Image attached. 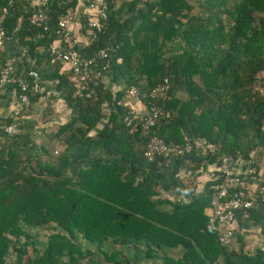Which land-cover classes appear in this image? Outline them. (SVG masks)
<instances>
[{"label":"trees","instance_id":"1","mask_svg":"<svg viewBox=\"0 0 264 264\" xmlns=\"http://www.w3.org/2000/svg\"><path fill=\"white\" fill-rule=\"evenodd\" d=\"M107 2L104 26L77 51L92 58L106 48L109 67L78 94L50 45L65 12L86 5L48 0L47 21L38 26L28 20V2L0 0V10L8 9L5 33L22 53L15 73L29 98L18 117L0 116V125L17 126L13 134L0 129V264H264V198L237 212L234 243L222 247L206 213L217 189L164 187L156 175L164 159L143 157L152 134L166 143L205 140L264 179V96L253 92L264 67V0ZM3 61L1 55L0 70ZM164 79L166 92L151 99L161 109L155 127L131 131L135 120L122 98L131 87L147 93ZM1 91L17 102L16 85ZM47 95L70 110L51 133L42 126L48 115L35 117ZM141 100L147 107L150 99ZM56 145L63 149L55 152ZM188 160L175 162L186 169ZM253 227L263 247L248 252L244 235Z\"/></svg>","mask_w":264,"mask_h":264},{"label":"built area","instance_id":"2","mask_svg":"<svg viewBox=\"0 0 264 264\" xmlns=\"http://www.w3.org/2000/svg\"><path fill=\"white\" fill-rule=\"evenodd\" d=\"M12 0H9L11 3ZM30 2L31 0H23ZM37 5L29 9L28 20L38 26L43 25L47 21V2L48 0H37ZM80 3L88 8L87 23L83 27V38L75 37L70 25L74 18L73 9H68L60 19L56 35L58 41L50 45V52L53 55L52 61H60L69 67L68 80L76 89L78 94L90 89L94 79L100 77L102 73L109 67V50L101 49L94 57L86 58L77 51L79 47L87 46L95 37V31L104 26V22L108 17L107 0H79ZM8 12L7 7H1L0 10V57L4 50V44L10 38L6 35L3 23ZM22 53L11 57L4 58L0 70V89H4L8 85H16L18 87V95L16 106L12 110L14 117H18L28 104L29 98L27 94L28 87L22 77L16 75V65L21 60ZM97 59L104 60L102 66L97 65ZM28 76L34 80L38 79L36 72H29ZM168 87V80L157 85L149 92L140 93V91L131 87L126 97L136 99L149 98L147 105V114L141 115L135 119L134 126L131 131L137 127L145 131H151L161 114V109L151 99H156L164 95ZM253 92L264 96V67L255 75L253 83ZM0 129L4 132L13 134L17 132L16 124L0 125ZM193 152L215 153L220 157L219 171L212 173L218 180L217 191L213 195L210 208L208 210V223L210 229L217 233V240L222 247H230L234 243V225L236 223V215L239 211H247L254 207L253 197L244 192V182L239 174L235 171L238 164L232 157L222 154L217 144L205 140L187 139L182 144L166 143L163 139L155 134L148 137L143 149V157L148 162H153L157 158L164 159V162L185 158ZM245 173L251 180L259 181L257 191L260 199L264 198V179L257 174L254 167L249 166ZM230 189L237 190L229 197Z\"/></svg>","mask_w":264,"mask_h":264},{"label":"crops","instance_id":"3","mask_svg":"<svg viewBox=\"0 0 264 264\" xmlns=\"http://www.w3.org/2000/svg\"><path fill=\"white\" fill-rule=\"evenodd\" d=\"M37 0H31L29 2V9L35 7L37 5ZM88 11V10H86ZM82 6H79L75 13L73 21L70 25V30L72 34L82 39L83 38V28L80 24V17L86 12ZM90 11H88L89 13ZM18 54V47L13 44L12 40L9 39L4 44V50L2 56L4 58L11 57ZM69 67L67 64L62 63L60 73H68ZM107 84L109 80L105 77L103 79ZM111 88L114 91L120 90V86L115 84H111ZM0 116H7L10 114L14 108V104L16 102L14 93H4L0 92ZM122 104L125 107L127 113H129L128 117L131 120H135L137 117L141 115L147 114V108L145 106L144 101L136 98H129L126 95L122 98ZM35 117H41L42 113L48 115V121L46 124L42 126H46V133L55 132L57 127L63 123H65L70 117V110L67 108L66 104L61 99L51 100V97L48 95L40 98L39 102L36 105L35 109ZM127 119L126 121H128ZM191 139V138H188ZM63 147L61 145H56L55 152L62 150ZM193 160H188L187 166L188 168L183 169L179 168L178 164L175 160L166 161L160 165L159 170L156 172L158 180L160 184L164 187L174 189L179 191L180 193L188 194L187 189H193L195 193H205L209 190L216 189L219 182L212 175L219 171L220 168V157L217 154H211L206 152H193L189 155ZM197 164V165H196ZM235 171L240 175L244 182V192L249 194L255 199H258V183L259 181L251 180L248 175L242 170L240 164L238 163L235 166ZM165 196H175L169 194L168 192H164ZM208 214V211H206ZM237 223H235L234 228H236ZM245 241V251L253 252L258 247H263V238L260 232V228L253 227L248 229L244 235Z\"/></svg>","mask_w":264,"mask_h":264},{"label":"rangeland","instance_id":"4","mask_svg":"<svg viewBox=\"0 0 264 264\" xmlns=\"http://www.w3.org/2000/svg\"><path fill=\"white\" fill-rule=\"evenodd\" d=\"M32 233H33V232H32ZM42 234H44V233H42ZM42 234L39 233L38 235H40V236H37V239H41V238H42V237H41ZM35 247L38 248V249L41 248L39 245H36Z\"/></svg>","mask_w":264,"mask_h":264}]
</instances>
